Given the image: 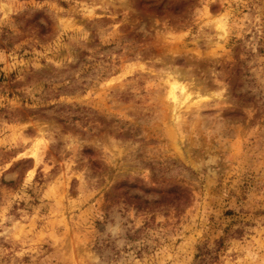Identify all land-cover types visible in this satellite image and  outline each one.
<instances>
[{
  "label": "rangeland",
  "instance_id": "rangeland-1",
  "mask_svg": "<svg viewBox=\"0 0 264 264\" xmlns=\"http://www.w3.org/2000/svg\"><path fill=\"white\" fill-rule=\"evenodd\" d=\"M0 264H264V0H0Z\"/></svg>",
  "mask_w": 264,
  "mask_h": 264
},
{
  "label": "trees",
  "instance_id": "trees-1",
  "mask_svg": "<svg viewBox=\"0 0 264 264\" xmlns=\"http://www.w3.org/2000/svg\"><path fill=\"white\" fill-rule=\"evenodd\" d=\"M186 5V2L184 3V2H179V3H175L174 4V8L176 9V10H178V9H180V8H183L184 6ZM58 119V118H57ZM60 122H64V120L63 121H60ZM177 191H179V189H174V190H171L169 193L171 194V193H177ZM181 192H183V193H185L184 191H181ZM186 195V194H185Z\"/></svg>",
  "mask_w": 264,
  "mask_h": 264
}]
</instances>
